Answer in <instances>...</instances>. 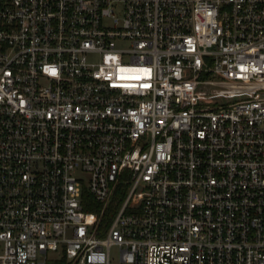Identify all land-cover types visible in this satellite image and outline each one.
<instances>
[{
  "label": "built area",
  "instance_id": "built-area-1",
  "mask_svg": "<svg viewBox=\"0 0 264 264\" xmlns=\"http://www.w3.org/2000/svg\"><path fill=\"white\" fill-rule=\"evenodd\" d=\"M0 264H264V0H0Z\"/></svg>",
  "mask_w": 264,
  "mask_h": 264
},
{
  "label": "rangeland",
  "instance_id": "rangeland-1",
  "mask_svg": "<svg viewBox=\"0 0 264 264\" xmlns=\"http://www.w3.org/2000/svg\"><path fill=\"white\" fill-rule=\"evenodd\" d=\"M120 46H124V45H120ZM215 79H219V78L215 77ZM234 100L235 99H221V98H215V97H205L201 102L203 104H209V105H217V104L223 105V104L231 103ZM112 253H113L114 258L117 259L119 255V249L114 248Z\"/></svg>",
  "mask_w": 264,
  "mask_h": 264
},
{
  "label": "trees",
  "instance_id": "trees-1",
  "mask_svg": "<svg viewBox=\"0 0 264 264\" xmlns=\"http://www.w3.org/2000/svg\"><path fill=\"white\" fill-rule=\"evenodd\" d=\"M87 210H91V209L90 208L89 209L87 208Z\"/></svg>",
  "mask_w": 264,
  "mask_h": 264
},
{
  "label": "snow or ice",
  "instance_id": "snow-or-ice-1",
  "mask_svg": "<svg viewBox=\"0 0 264 264\" xmlns=\"http://www.w3.org/2000/svg\"><path fill=\"white\" fill-rule=\"evenodd\" d=\"M53 74H54V72H53Z\"/></svg>",
  "mask_w": 264,
  "mask_h": 264
}]
</instances>
